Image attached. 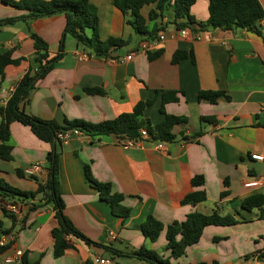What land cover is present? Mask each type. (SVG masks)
<instances>
[{
  "label": "crops",
  "instance_id": "crops-1",
  "mask_svg": "<svg viewBox=\"0 0 264 264\" xmlns=\"http://www.w3.org/2000/svg\"><path fill=\"white\" fill-rule=\"evenodd\" d=\"M90 2L97 9L100 40L116 38L128 44L111 57L92 55L89 61H81V55L89 54L72 36L64 35V15L33 19L29 10L0 0V21L14 20L0 26V55L12 52L13 59L21 60L5 69L0 108L6 106L22 77L39 68L35 34L47 44L49 59L61 58L30 91L25 105L29 115L66 129L74 121H112L133 112L139 103L152 101L143 115L157 125L165 118L160 112L162 93L176 92L178 102L166 104L165 113L186 117L187 123L174 128L176 140L163 143L162 150L153 140L143 142L140 148H126L128 138L115 135L72 136L53 146L39 140L28 126L11 124L8 144L13 160L0 158V180L21 193H36L50 178L47 155L56 148L63 213L91 244L69 235L70 247L56 258L52 232L59 222L49 195L11 197L0 188V245L5 240L3 248H7L0 254V264L17 251L23 256L15 264H95L97 258L114 264H147L137 258L136 251L145 247L164 257L170 252L165 231L155 243L144 238L139 227L146 219L153 216L168 226L192 213H217L233 217L237 223L207 227L201 240L172 264H264V206L252 211L242 207L246 198L264 196V186L245 187L264 177V162L251 159L252 154L264 155V20L259 25L261 36L242 29L206 28L201 31L203 39L195 42L178 35L172 7L163 19L150 22L148 15L155 6H145L141 14L149 31L162 27L158 34L164 33L165 40L144 54L138 52L141 45L153 40L127 24L129 15L118 10L113 0ZM259 2L264 7V0ZM191 14L197 24L206 22L209 1L197 0ZM159 51V58L149 60V54ZM179 51L188 57L173 64V55ZM132 53L133 58L127 60ZM87 89H99L103 94H89ZM201 91L223 92L225 96L214 103L200 101ZM195 134L200 135L192 141L183 140ZM35 164H41V171L26 176L24 170ZM85 166L97 182L109 184L113 194L124 197L122 205L131 210L128 219L113 215L110 203L100 198L87 179ZM196 176L203 177L202 188L193 187ZM200 190L206 193L205 201L183 203L186 196ZM223 192L228 195L221 197ZM7 203L25 206L21 219L13 220L4 211Z\"/></svg>",
  "mask_w": 264,
  "mask_h": 264
},
{
  "label": "trees",
  "instance_id": "trees-1",
  "mask_svg": "<svg viewBox=\"0 0 264 264\" xmlns=\"http://www.w3.org/2000/svg\"><path fill=\"white\" fill-rule=\"evenodd\" d=\"M18 9H27L31 12L29 18L38 19L52 17L56 15H64L66 17V27L64 35L72 36L77 44L81 46L89 56H106L111 57L115 50L120 49L128 44L122 39L110 38L101 41L99 38V17L96 7L90 0H2ZM209 1V17L204 23L197 24L191 14L192 7L197 0H113V5L120 10L125 16L130 17L127 24L139 35L154 40L162 27L155 26L152 31L147 27V20L141 14V10L145 6L154 5V9L149 12L148 20L155 21L163 19L165 11L172 7L174 19L173 24L177 30L189 29L192 32L204 31L206 28L235 30L242 29L248 32L262 35L259 25L264 20V7L259 0H208ZM14 20L0 21V26L10 24ZM194 25H198L196 29ZM35 41V49L38 53L37 62L39 68L32 73L28 71L18 82L11 98L5 107L0 108L2 121L0 124V158L5 162L13 160L12 148L8 142L10 140V126L18 122L24 126H28L33 134L41 141L56 146L58 144L57 133L71 129H79L86 135L90 136H109L115 135L121 139H138L140 131L146 130L150 139L153 141L171 143L177 136L173 133L176 126L186 124V117L168 115L165 113L164 107L168 103L178 102L176 92H163L160 112L165 115L164 120L153 125L150 120L145 119L143 112L146 107L153 104L152 101L147 103H139L131 113L118 116L112 121H106L98 124L87 123L84 121H74L69 124L68 128L58 127L54 122H45L39 120L25 111V105L30 91L34 88L38 80L44 78L53 68V65L61 58L57 56L49 59L47 55L48 46L37 35L32 34ZM161 52L149 54V60L153 61L161 56ZM188 57L186 52H176L173 55V64L179 63ZM193 59V57H192ZM21 60L12 58V52L0 55V85L5 79V69L9 65H18ZM89 94H103L99 89H87ZM223 92L201 91L198 98L200 101L216 102L220 97H224ZM203 120H212L203 118ZM200 134H195L190 138L183 137L185 141H192ZM49 163L50 178L45 185H40L36 193H21L17 189L10 187L0 180V188L14 195L24 197H35L40 193H47L55 205L56 218L59 227L54 229L52 236L54 239V255L56 258L63 256L65 251L70 247L66 238L73 235L81 238L88 244L91 242L86 239L64 215V201L59 191V154L56 148L47 155ZM85 175L98 191L102 200L110 203L113 215L118 216L122 220H126L131 216V210L122 205L123 196L113 194L109 184L97 182L91 175L88 166H85ZM193 187L202 188L204 179L202 176H196L192 180ZM226 187L228 183H225ZM228 195L223 192L221 197ZM204 190L193 192L186 196L183 203L197 205L206 200ZM264 206V196L262 194L253 195L246 198L242 202V207L246 211H252L255 208L260 210ZM4 211L6 212L5 208ZM13 220L15 217L11 216ZM237 222L233 217H221L217 213L212 215H203L199 213L189 214L182 222H174L165 226L153 216H149L146 221L139 227L144 238L150 243H155L160 234L166 232L167 251L170 252L168 257L160 255L156 251L143 247L135 252L137 258L147 264H172L173 259H178L185 255L187 249L197 244L207 227L210 226H231ZM1 224V223H0ZM7 248L0 247V254ZM264 258V252L261 254ZM26 264V263H25ZM35 264H39L36 262Z\"/></svg>",
  "mask_w": 264,
  "mask_h": 264
},
{
  "label": "built area",
  "instance_id": "built-area-1",
  "mask_svg": "<svg viewBox=\"0 0 264 264\" xmlns=\"http://www.w3.org/2000/svg\"><path fill=\"white\" fill-rule=\"evenodd\" d=\"M177 32H178V35L185 40L199 42L203 39V36L201 34L203 31L202 32L201 31L192 32L191 30L186 28V29L177 30ZM164 40H165L164 33H159L153 41L148 42V43H143L140 47V51L138 52H141L144 54L151 53V51L155 49L156 47H158ZM133 56H134V53L129 55L127 57V60H131ZM79 60L89 61L90 56L87 54H83L79 57ZM84 134L85 133L79 129L60 131L57 133V140L61 143H65L69 141L72 136H81ZM149 140H151L149 135L147 134L146 130L143 129L140 131V137L138 139H135V140L127 139L124 144L126 148H140L142 147L143 142L149 141ZM157 147L162 150L164 148L163 142H158ZM251 159L257 162H264V155L252 154ZM41 168H42L41 164H35L25 169L24 174L29 177L35 176L37 173L41 171ZM260 186H264V177L253 179L251 182L245 184V187L247 188H255V187H260ZM5 210L6 212L14 216L15 218L21 219L25 212V206L22 203H17V204L7 203L5 205ZM11 238H13V235H11ZM5 245L6 244L4 240L0 246L4 247ZM22 256H23V253L21 251H17L13 255L6 257L4 259V263L5 264H15L21 261ZM94 263L95 264H114L113 261L108 260V259H103V258L95 259Z\"/></svg>",
  "mask_w": 264,
  "mask_h": 264
}]
</instances>
